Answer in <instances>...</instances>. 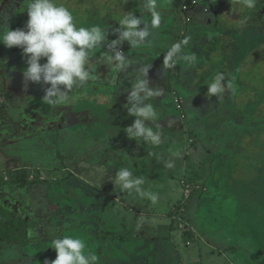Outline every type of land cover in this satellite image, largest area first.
Masks as SVG:
<instances>
[{
	"label": "rangeland",
	"instance_id": "1",
	"mask_svg": "<svg viewBox=\"0 0 264 264\" xmlns=\"http://www.w3.org/2000/svg\"><path fill=\"white\" fill-rule=\"evenodd\" d=\"M6 1L8 0H0V26H6L11 30L24 29L28 20L26 8L29 0H13L12 5L3 12ZM190 1L158 0L161 15L164 13L167 15L161 17L159 28L150 30L151 35L146 42L136 48L139 53H130L123 49V53L130 61L124 70L118 71L114 66L104 63L103 56L111 54L109 46L112 44L106 40L102 47L96 49L88 65L90 69H95L96 79L69 93L71 96L69 102L50 105L43 100L45 89L49 85L32 82L26 85L23 72L27 67V57L20 48H7L0 43V92H3L0 99L2 105L0 179L3 177L4 182L15 179L18 174L16 169L18 163L27 171L30 181L21 186L11 182L8 185L0 183V200L14 208L24 218L29 217L35 224L33 228L35 231L37 229L36 234L41 238L26 246L14 248L13 251L5 247L0 264H45V261L50 264L57 255L51 248L52 241L66 235L83 239L86 243L85 254L96 255V244L90 241L92 238L87 230L96 227L103 211L94 205L104 204L103 201H95L97 197L94 194L87 197L81 193V189L85 190L78 179L87 178L95 183L103 181L109 185L107 174L109 173L111 178L116 173H111L112 169L106 174L98 172L101 168L97 164L100 153L96 152L98 148L92 150L91 146H95L99 140V145H104L102 143H108V138L114 140L121 137L126 121L127 126L132 124L128 117L127 98L137 77L143 76L145 69H141V63L147 55L148 63L157 65L158 62L152 61L155 54L157 56L159 54L160 60L165 50L182 43L177 35L178 30L188 33V43L182 44L181 51L174 57L173 62L159 61L158 68L164 73L169 85L165 87L163 79L153 85L149 83L150 88L164 91L166 95L163 93L159 102H156L157 96L156 99L153 96L148 101L153 104L158 118L147 123L151 126L152 123H160L167 116L173 115V129H179L177 131L182 129L184 132V158L179 162L185 161L186 166L190 165V162L193 164L195 160L197 162L195 163L197 165H193L195 170L198 164L204 163L202 162L205 159H202L205 157L204 153L210 156V162L206 165L213 168L209 170L206 178L208 180L206 191L198 192L199 207L196 208L197 213L202 207L208 211L205 220L209 233L215 234L219 231L212 224H219L218 217L223 215L222 211L231 210L224 205V201L231 196L232 201L236 200L241 204L243 207L241 211H245V207L248 206L245 203L250 202H253L250 206L254 209L262 208L260 203L263 200L262 196L251 197L253 195L249 191L253 190V182L264 176V0H257L256 7L252 10H245L240 0H226L220 8L219 18L211 24L194 20L196 16L192 14L191 7H202L200 2L203 0L192 1L193 5L188 4ZM56 2L69 8L78 27L90 28L99 25L107 31L108 38L118 34L115 31L119 27V20L129 13L140 17L144 22L151 21V14L144 8L145 0H56ZM167 12L177 15V20L174 21L173 15ZM140 27L142 28L143 24ZM164 28L167 29L165 36H171L170 42L152 37L158 35ZM198 31L207 34H201L199 39L198 36L194 39L195 35L192 34ZM207 35L211 37L208 38ZM120 47L121 44L118 50ZM191 54L196 55L195 62L183 59L184 55ZM45 62L46 58L40 61L41 64ZM220 73L225 77L224 83L231 84L232 87L226 88L219 98L217 96L209 98L207 85ZM11 90L18 93L11 94ZM24 90L27 94L19 96ZM181 95L184 102L180 108ZM81 110L85 111L86 118L79 123ZM117 114H120V117ZM117 119L122 121L121 126L116 124ZM159 132L161 133V130ZM199 132L204 134L197 138ZM171 133L163 131L161 138L168 140L171 136L169 138L167 136ZM218 135L221 141L218 140ZM192 139H199L198 147L194 145L193 148ZM115 142L113 141V144ZM120 143L118 144L121 146L115 147L114 154L117 168H123L118 166V162L127 156L132 162L131 168L137 169L138 163L135 164L136 160L129 151L131 145L123 141ZM144 144L147 148L154 149L157 157L163 154L168 160L172 158L160 145ZM193 150L198 153L195 154L196 159L191 156ZM145 157L148 158V155ZM152 159H155V156H152ZM145 167L156 169L157 166L156 163L153 165L148 163ZM140 169L145 177L144 184L152 185L149 179L153 175L147 174L146 168ZM131 172L133 173V170ZM180 172L182 171L179 170ZM179 173H173L172 183L178 192L179 189L184 192L185 187L180 186L183 182ZM223 174L231 182L223 185ZM240 176L246 180V192L243 193L250 197L238 192L236 194V181ZM261 179L255 184L264 189V178ZM154 182L157 186L158 182ZM89 188L91 190V186ZM61 191H67V196L59 193ZM166 195V192H160L157 203L154 205L150 202L147 206L162 209ZM228 204L227 202L226 205ZM51 205L55 207L51 209ZM126 213L127 209H123L125 216ZM242 216L248 222L254 223L252 229L245 230V233L257 227L254 230L257 237H264L262 215L260 218L253 213H242ZM209 217L212 224L209 223ZM122 218L120 216V219ZM199 219L197 214L196 220ZM233 220H236L235 217ZM177 243L183 248L187 247L183 241ZM257 243L264 246L263 240H257ZM188 250L199 252L201 248L195 246ZM204 250L206 248L201 252ZM11 252H14L15 256ZM205 255L206 252L202 254L205 259L203 264H207ZM212 259L217 264H222V261L224 264L225 257H219L216 253Z\"/></svg>",
	"mask_w": 264,
	"mask_h": 264
},
{
	"label": "crops",
	"instance_id": "2",
	"mask_svg": "<svg viewBox=\"0 0 264 264\" xmlns=\"http://www.w3.org/2000/svg\"><path fill=\"white\" fill-rule=\"evenodd\" d=\"M167 13H170L169 15H173L174 21L177 20V15L171 12ZM165 15L167 14L164 13L161 15V17ZM166 30L167 29L164 28L162 32H159V36L156 35L155 37H152L154 39L163 38L165 40H169L170 42L171 36H165ZM177 32H180V30H178ZM181 33L183 34H181L182 37L180 38V40H182L181 44H183L185 38H188V33ZM196 33L197 32L193 33L192 35L196 36ZM195 36H193L194 39ZM206 37L210 38L211 35H207ZM136 48L138 47L130 46L129 43L126 44L124 41L121 43L120 50L123 51L124 49L125 51H128L130 53H139L140 51ZM168 51L169 50H165L163 53L167 54ZM158 56L155 54V56L152 58V61L154 63L158 62L156 65L151 63L149 64L147 61V58H149V56L146 55L145 60L141 63V69H148L147 76L149 78L148 80L150 81V85H153L155 82L158 83L163 79L166 84L165 87H167L169 85V82L166 81L164 73L161 71V69L158 68V64L164 61L165 58H163V56H160L161 58L160 60H158ZM155 57H157V59ZM161 92L162 94L164 93V91ZM12 93L16 95L18 92L11 90V94ZM21 93L22 95L19 94V96H24L25 94H27L25 90ZM2 94L3 92H0V99L2 97ZM163 95L166 94L164 93ZM163 95L157 96L158 101L156 102H159ZM157 97L154 96L155 99ZM180 100L181 108L183 105L182 103L184 102L182 95ZM176 106L178 107V105ZM0 108H2V105H0ZM84 115H86L85 111L81 110L80 117H78L80 119L79 123L85 120L86 117ZM117 116H120V114ZM172 116L173 115H171L170 117L167 116L166 119L160 123L156 122L151 124L152 127L156 128L153 129L154 131L161 130V133H163V131L172 132L169 136H167V138L171 136L170 139L165 140L161 138L160 144V147L166 149V152L168 151V155L172 156L170 160L166 159L163 154H160V156L158 155L157 157L155 153L156 151H154V149L147 148L144 144L145 142L140 141L138 143L134 139H129L125 131L121 137L115 138L114 140L108 138V143H102L104 145H99V140V142H97L95 146H91L92 150H96L98 148L96 152L100 153V158L97 164L101 166V168L98 170V172L106 174L110 172V169H112L111 173H117L119 171V169L117 168L116 160L114 159V154L116 153L115 147L121 146L118 144L121 141H123L124 143H129L131 145L129 151L130 153L132 152L133 155H131L136 160L135 164L138 163L137 169L133 167L131 168L132 162L127 156H125L122 161L118 162V166L129 168L130 171L133 170V175L135 177L143 179L145 177L143 176L144 174L141 173L142 170L140 168L147 169V167H145L146 164L150 163L151 165H153L154 163H156V169H147V174L153 175V177L149 179V181L152 182V185L144 184L142 185V187L145 190H151L153 192H156L157 194H159L160 192H166L167 194L163 201L164 207L162 209H159L155 206H147L151 201L146 198L140 197L134 192H121L119 188L115 187V185L113 184L115 175L110 178L109 173L107 174L106 179L107 182H109L110 186L107 183H103V181L95 183L89 181L87 178L80 177L78 179V182L85 190L83 191L81 189V193L83 192V194L87 197L94 194V196L97 197L95 201L100 200L103 201L102 204H104V206L94 205L97 206L98 209L100 208V210L103 211L98 219L96 227L94 229L87 230L89 231L88 233L92 238L90 241H92V244H96L97 247V264H203L205 259L203 258L202 254H204L205 252L207 264H217L215 260L212 259V257L216 253L219 257H225L224 264H264V246H261L260 243H257V240H263L264 242V237H257L256 233L254 232L257 227H255L252 231H248L245 233V230L252 229V225L254 223L248 222L242 216V213H253L260 218L262 216L264 217V189H261V186L255 184L258 183V181L262 180L261 178H264V176H261L259 180L257 178V180L253 182V190L249 191L252 192L253 196L251 197L255 198L258 195L262 196L263 203L262 201L260 202L262 204V208L254 209V207L250 206L253 202H250V204L245 203L248 206L245 207V211H241L243 207L241 206V204L236 202V200L232 201L231 198L233 197L231 196L229 197V199H226L224 201L225 207L230 208L231 210L228 211L226 209V211H222V216H220V213H218L220 216L218 217L219 224H212L211 217H209V223L212 224L214 228H217L219 230L216 231L215 234L213 233L214 235L209 233L205 220L206 217H208V211L205 209V207H202L201 210L197 213L196 208L199 207L197 198V195L199 194L198 192L206 191L208 183V180H206V178L209 175V170L211 171L213 168L212 166L206 165V163L210 162V156L204 153L205 157L202 158H205L202 161L204 163L198 164L199 166H196L197 168L195 167V170L193 166L197 165L195 164L197 163L195 160L193 164L190 162V165L187 166L185 161L179 162L180 159L182 160L184 158V132L182 129H180V131H177L179 129H173ZM128 117L133 123L135 117L129 115ZM126 123V127H124V130L128 127ZM116 124L118 126H121L122 121H119L118 119L116 121ZM203 134L204 132H199V134H197V138L201 137ZM219 138L218 140L221 141V139ZM198 140L192 139L191 145L193 146V148L195 147L194 145L198 147ZM113 141L116 142L113 144ZM177 151H179L180 155L178 157L173 156L172 153ZM195 151L196 150L191 151V156H193L194 159H196L195 154H198L195 153ZM145 155H148V158L145 157ZM152 156H155V159L157 157L156 161L155 159H152ZM175 159L178 160V162H176ZM165 161H173L174 166L172 168L165 167ZM22 168L24 167H20V165L16 163V169L18 171ZM179 170L182 172L179 173ZM175 172H178L180 174V180L183 183L182 185H179L185 187L184 192H182V190H180L179 188L178 189L180 192H178L177 188L172 183L173 180L171 179V176H173V173ZM154 181L158 182L157 186H155ZM10 182L13 183V181ZM10 182L9 180L4 182L3 177H1L0 179V183H6V185L10 184ZM229 182L231 181H229V179H227V176L223 174V185ZM245 182L246 180H244V177L242 176H240V179H237L236 194L238 192V194L242 193L245 197H250L247 193H243L246 192ZM62 183L63 181H61V184ZM14 184L20 186L16 183ZM90 186L91 190L89 188ZM59 193H63V195L65 194V196H67V191H61ZM227 202L229 203L228 205H226ZM0 205L6 210L14 212L18 216H21L27 222L31 223L29 224L30 226L27 230L29 235L28 242H18L11 244L0 241L1 259L2 254H4L5 247H7L6 249H9V251H13L14 248L26 246L31 242L33 243L35 242V240H39L41 238H39L36 234L37 229L35 231V229L33 228L35 224L29 219V217L24 218L23 215L18 213L14 208L5 205L3 201L1 202V200ZM167 206L168 209H166ZM54 207L55 206L51 205V209ZM136 208H139V210H137ZM123 209H127L126 216L123 214ZM197 214H199V220H196ZM120 216H122L123 218L120 219ZM234 217L236 220H233ZM199 221L200 223H198ZM29 230L31 232L30 234ZM235 231H240L238 233L239 235L235 234ZM242 231L244 232V234H242ZM217 232H219V234ZM35 237L37 239H35ZM177 241H183L187 247L183 248L182 245H178ZM195 246H200L201 250L203 248H206V250L202 252L201 250L199 252L196 250H188V248H194ZM53 251L55 250L53 249ZM11 253H13V256H15L14 252ZM13 256L11 259H13Z\"/></svg>",
	"mask_w": 264,
	"mask_h": 264
},
{
	"label": "clouds",
	"instance_id": "3",
	"mask_svg": "<svg viewBox=\"0 0 264 264\" xmlns=\"http://www.w3.org/2000/svg\"><path fill=\"white\" fill-rule=\"evenodd\" d=\"M245 10L256 7L257 0H240ZM145 10L151 14L150 23L134 14L129 13L119 20V27L115 32L118 38L112 40L109 46L111 54L103 56L104 63L114 66L118 71L124 70L130 64L123 51L118 46L127 41L130 46L139 47L144 44L151 35V29L161 25V12L158 9V0H145ZM28 20L24 29L11 30L6 26H0V43L7 48H20L27 57V67L23 72L25 84L28 82L49 85L45 89V100L50 105L61 102H69L74 89H79L90 81L96 79L95 69L88 67L89 62L96 51L102 47L108 39V33L99 25L78 27L72 12L62 3L56 0H29L27 4ZM143 24L141 28L140 25ZM184 44L188 40L183 41ZM181 51V45H173L165 56V63L173 62L174 57ZM42 58L46 62L41 64ZM183 59L195 62V54L184 55ZM148 69L143 70V76H138L131 87L127 98L128 115L135 117L134 122L124 131L129 139L138 143L143 141L152 146L161 144V133L154 131L146 122L155 121L158 116L153 104L148 101L153 96L162 95V92L149 87L147 79ZM223 73L218 74L208 84L207 96H219L231 88L232 85L224 83ZM178 157L179 151L173 152ZM165 167L172 168L173 161H165ZM145 180L135 177L128 168H121L115 174L113 184L121 192L136 193L142 198L156 204L158 194L151 190H145ZM56 252V258L50 264H97L98 257L94 254H85L86 243L81 238L66 235L52 241V247ZM45 264H49L45 261Z\"/></svg>",
	"mask_w": 264,
	"mask_h": 264
},
{
	"label": "trees",
	"instance_id": "4",
	"mask_svg": "<svg viewBox=\"0 0 264 264\" xmlns=\"http://www.w3.org/2000/svg\"><path fill=\"white\" fill-rule=\"evenodd\" d=\"M192 1L194 2V0H191L188 4L193 5ZM12 2H13V0H8L4 3L3 12L5 9H8L10 7V5H12ZM201 34H207V33L197 32L195 37L198 36L197 39H199ZM177 35H178V37L181 38V32H178ZM114 39H117L116 34L113 37L108 38L107 40L112 42V40H114ZM179 44L182 47V44L181 43H179ZM165 56H166V53L163 55V58H165ZM117 115H119V114H117ZM118 117H120V116H118ZM217 137L219 138V135ZM28 175L29 174L27 173V171L25 169H20L18 171L17 176L12 181H13V183H16L20 186L27 184L30 182L28 179L29 178ZM29 224H31V223L24 220L21 216H18L17 214H15L12 211L6 210L4 207H2L0 205V241L11 243V244L18 243V242H20V243L28 242L29 241V237H28L29 235H28L27 230L30 226Z\"/></svg>",
	"mask_w": 264,
	"mask_h": 264
},
{
	"label": "flooded vegetation",
	"instance_id": "5",
	"mask_svg": "<svg viewBox=\"0 0 264 264\" xmlns=\"http://www.w3.org/2000/svg\"><path fill=\"white\" fill-rule=\"evenodd\" d=\"M225 3H226V0H203L201 1L200 4L202 5V7L201 6L191 7L192 14L196 16L194 20L204 22L205 24L206 23L211 24V22L219 18L220 8L223 7ZM216 11H217V15L215 17Z\"/></svg>",
	"mask_w": 264,
	"mask_h": 264
},
{
	"label": "water",
	"instance_id": "6",
	"mask_svg": "<svg viewBox=\"0 0 264 264\" xmlns=\"http://www.w3.org/2000/svg\"><path fill=\"white\" fill-rule=\"evenodd\" d=\"M216 15H217V11H216L215 17H216Z\"/></svg>",
	"mask_w": 264,
	"mask_h": 264
},
{
	"label": "built area",
	"instance_id": "7",
	"mask_svg": "<svg viewBox=\"0 0 264 264\" xmlns=\"http://www.w3.org/2000/svg\"><path fill=\"white\" fill-rule=\"evenodd\" d=\"M185 7V6H184ZM181 102H179V104H180Z\"/></svg>",
	"mask_w": 264,
	"mask_h": 264
}]
</instances>
